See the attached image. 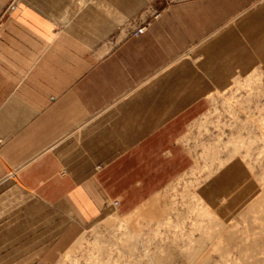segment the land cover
Wrapping results in <instances>:
<instances>
[{
  "label": "crops",
  "instance_id": "0c3cea01",
  "mask_svg": "<svg viewBox=\"0 0 264 264\" xmlns=\"http://www.w3.org/2000/svg\"><path fill=\"white\" fill-rule=\"evenodd\" d=\"M254 70L264 0H0V264H59L186 171L207 95Z\"/></svg>",
  "mask_w": 264,
  "mask_h": 264
},
{
  "label": "rangeland",
  "instance_id": "374dc122",
  "mask_svg": "<svg viewBox=\"0 0 264 264\" xmlns=\"http://www.w3.org/2000/svg\"><path fill=\"white\" fill-rule=\"evenodd\" d=\"M246 80H248L249 86H246L248 85V83H245ZM207 101L209 107L188 127L182 141L191 156L190 166L149 198L153 197L155 199L156 208L163 211L166 222L157 223L155 220L150 221L145 217V219H141L142 221L139 220L141 227L136 229L137 232L130 231L125 229L122 220L135 208L143 205L145 201L127 213L123 209L110 210L86 226L83 234L80 235V243L78 245L72 244L65 252L71 258L68 259L64 253L59 264H92L90 257L98 255L93 246L95 238L100 239L101 242L104 241L106 244L108 242L117 243L118 248L115 245L113 248L117 250L115 256L118 260L113 264L188 263L183 256L177 253L183 248L181 247L182 241L186 239L187 233L190 232L191 234L193 232L190 229H192V218L195 217L187 212L188 203L195 199L193 196L200 198L201 201L209 199L208 194L210 191L208 190L214 182V176H211V174L216 176V174L220 175L219 172H222L220 177L225 178L224 180L238 175L239 166L232 163L228 167L225 161L227 151L232 146L233 140L235 139L236 141H234L238 143H248L250 139L254 140L252 146H255L251 147V155L245 157L247 164L253 167V173L249 175L252 181L249 179L251 181L249 183L256 184L257 179L262 176L264 170V132H262L264 127L258 129L255 125L260 124L258 119L264 120V74L259 70H254L246 76L234 77L227 89L215 90L208 94ZM245 123H250L248 124L249 127L245 126ZM248 128L249 130H247ZM241 152V154H245L244 148H241ZM210 171L211 173H209ZM207 175H210V177ZM221 198L223 197L218 196V201L216 200L219 210H222L220 213L230 217L232 222H229L231 224L238 223V228L244 226L240 215L232 208V203ZM114 207H117V205H114ZM182 216H187V218L181 220ZM166 217L168 218L166 219ZM131 233L141 234L140 239L144 242L145 248L139 246L136 251H132L130 245L123 244L118 239L119 237L125 239ZM192 234L198 236L195 231ZM120 255L123 257L120 258ZM212 261L208 264H215V261Z\"/></svg>",
  "mask_w": 264,
  "mask_h": 264
},
{
  "label": "bare ground",
  "instance_id": "6f19581e",
  "mask_svg": "<svg viewBox=\"0 0 264 264\" xmlns=\"http://www.w3.org/2000/svg\"><path fill=\"white\" fill-rule=\"evenodd\" d=\"M246 81L245 83L247 84L248 80ZM246 86H249V83ZM258 120L260 124H255L258 129L264 127V120ZM249 122L251 123V121ZM250 123H245V126L249 127L248 124ZM246 134L248 135V133ZM234 140L232 146L227 151L225 161L228 167L232 163H236L239 166L238 175L224 180L225 178L220 177L222 172H219L220 175L216 174V176L211 174V176H214V182L210 190H208L210 191L208 194L209 199L207 200V195L205 197L207 201H201L200 198L193 196L195 199H192L193 201L188 203L187 212L195 217L192 218V229L190 230L197 232L198 236H194L193 232L191 234L188 232L186 239L182 241L181 247L183 248H178L180 250L177 253L183 256L189 264H208L211 260H213L212 262L215 261V264H264V170L262 171V176L257 179L256 184L252 185V183H249L252 179L249 178V175L253 173V167L247 164L248 162H246L247 159L245 157L251 155V147L255 146H252L254 140L250 139L248 143H238ZM241 148H244L245 154H241ZM258 149L260 148L258 147ZM207 176L210 177V175ZM218 196H222L223 198L221 199L224 201L227 199L232 203V208L238 212L244 222V226L238 228V223L231 224L232 220L230 221V217H226L220 213L222 210H219L218 204H216ZM156 207V201L152 197L140 207L135 208L122 220L125 229L137 232L136 229L141 227L139 220L142 221L141 219H145V217L150 221L155 220L157 223L164 222L165 214ZM185 217L187 218V216ZM185 217L182 216L181 220H184ZM140 236L141 234L131 233L125 239L121 237L118 239L121 240V243L130 245L132 251H136L139 246L145 248ZM80 241L81 237L79 236L73 244L78 245ZM114 245L118 248L117 243L112 244L108 242L106 244L104 241L101 242L100 239L95 238L93 246L98 255L90 257L92 264H113L117 262L118 258L115 256L117 250L113 248ZM65 256L68 259L71 258L66 253ZM122 257L120 255V258Z\"/></svg>",
  "mask_w": 264,
  "mask_h": 264
},
{
  "label": "built area",
  "instance_id": "2783aa9c",
  "mask_svg": "<svg viewBox=\"0 0 264 264\" xmlns=\"http://www.w3.org/2000/svg\"><path fill=\"white\" fill-rule=\"evenodd\" d=\"M147 28V24L145 22H141L140 24H137L130 32V34L132 36H139L142 33L145 32ZM115 204H117V201L114 202Z\"/></svg>",
  "mask_w": 264,
  "mask_h": 264
}]
</instances>
